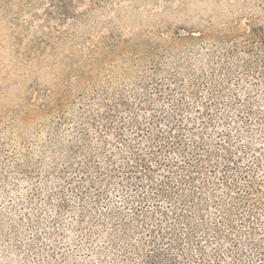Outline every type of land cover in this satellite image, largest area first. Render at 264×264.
Here are the masks:
<instances>
[{
	"label": "rangeland",
	"instance_id": "obj_1",
	"mask_svg": "<svg viewBox=\"0 0 264 264\" xmlns=\"http://www.w3.org/2000/svg\"><path fill=\"white\" fill-rule=\"evenodd\" d=\"M57 1L0 0V264H112L123 221H129L126 233L139 231L131 220L133 206L115 183L107 196L72 193L61 171L76 132L57 124L58 116L80 121L81 94L96 96V106L112 88L128 91L136 66L147 61L136 56L143 45H159L162 70L178 73V82L188 85L191 62L200 64L191 55V38H183L191 27L244 25L251 17L264 24L259 0H76L80 10L95 7L69 26V40L56 49L36 45L40 37H56L66 28L48 15ZM117 41H123L118 49ZM47 52L41 64L26 56ZM45 91L71 101L57 116H28L31 99L38 105L51 101ZM61 191L69 201L62 212ZM224 191L207 185L196 200L207 204L201 213L190 214V222L177 221L183 210L172 208L165 226L183 234V247L194 258L198 245L223 244L224 264H264V208L233 206ZM145 209L154 210L151 204ZM193 227L195 242H190L186 234Z\"/></svg>",
	"mask_w": 264,
	"mask_h": 264
},
{
	"label": "trees",
	"instance_id": "obj_2",
	"mask_svg": "<svg viewBox=\"0 0 264 264\" xmlns=\"http://www.w3.org/2000/svg\"><path fill=\"white\" fill-rule=\"evenodd\" d=\"M94 7L80 10L76 0L55 2L48 15L66 28L34 43L56 49L69 40V26ZM206 29L191 27L183 36L191 38V55L200 63L193 67L191 62L190 84L178 82L176 72L165 73L156 59L160 46L146 44L136 56L147 61L136 66L128 91L112 88L96 106V96L81 94L80 121L58 116L57 124L76 132V145L69 146L61 171L72 193L107 196L115 183L133 206L131 220L139 231L126 233L129 221L119 213L125 220L123 240L115 247L112 264H224L223 244L198 245L194 258L183 247V234L165 226L172 208L183 210L177 221L190 222V214L201 213L207 204L196 200L207 185L224 187L233 206L264 208V24L251 17L244 25L232 21ZM122 43L117 41L114 48ZM131 47L137 48L134 43ZM48 55L26 56L41 64ZM44 95L51 101L38 105L31 99L28 116H57L71 101L52 91ZM68 203L61 191L60 212ZM150 204L151 212L145 209ZM194 231L186 234L190 242H195Z\"/></svg>",
	"mask_w": 264,
	"mask_h": 264
}]
</instances>
